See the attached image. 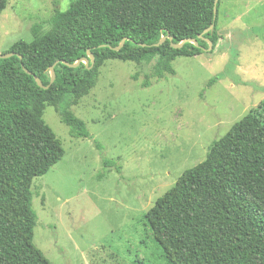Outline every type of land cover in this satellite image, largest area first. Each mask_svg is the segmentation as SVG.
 <instances>
[{
    "label": "trees",
    "instance_id": "obj_1",
    "mask_svg": "<svg viewBox=\"0 0 264 264\" xmlns=\"http://www.w3.org/2000/svg\"><path fill=\"white\" fill-rule=\"evenodd\" d=\"M8 1L0 0V15ZM220 1L214 17V0H75L52 12L46 32L35 28L32 42H16L5 53L13 56L0 58V264H51L33 244L31 193L33 180L64 156L42 119L46 106L72 138H89L70 109L95 86L102 65L153 63L142 88L174 76L175 59L216 47ZM188 39L196 45L177 47ZM145 219L166 264H264V102L214 141Z\"/></svg>",
    "mask_w": 264,
    "mask_h": 264
},
{
    "label": "rangeland",
    "instance_id": "obj_2",
    "mask_svg": "<svg viewBox=\"0 0 264 264\" xmlns=\"http://www.w3.org/2000/svg\"><path fill=\"white\" fill-rule=\"evenodd\" d=\"M75 0H9L0 55L46 32L52 12ZM214 49L178 57L174 76L153 63L106 61L70 111L87 139L72 138L52 106L42 119L63 158L31 185L33 244L51 264H166L145 214L214 141L264 102V0H221ZM213 79V83L209 81ZM115 162L104 167L103 160ZM116 167H120L119 172Z\"/></svg>",
    "mask_w": 264,
    "mask_h": 264
},
{
    "label": "water",
    "instance_id": "obj_3",
    "mask_svg": "<svg viewBox=\"0 0 264 264\" xmlns=\"http://www.w3.org/2000/svg\"><path fill=\"white\" fill-rule=\"evenodd\" d=\"M218 1L219 0H214V3H213V14H214V17L216 16V14H217V9H216V6H217V3H218ZM213 29V25L212 26H210L208 29H206L202 34H200V35H197V39H202V36L204 35V34H206V33H208L209 31H211ZM170 40V39H169ZM124 42H125V40H123L121 43H120V45H119V47L118 48H116L115 50H119V49H121L122 48V46L124 45ZM162 42H164V39H162L161 41H160V43L159 44H161ZM185 43H191V44H194V45H196V41L195 40H184L179 46H177V47H181L183 44H185ZM211 49V47L209 48V50ZM89 55V58H90V60H91V64L93 65V58H92V56L90 55V54H88ZM11 56H13L12 54H3V55H0V58H9V57H11ZM80 61H82V62H84L86 65H87V61L86 60H80ZM80 61H78L75 65H72L71 67H74V66H77V64H79V62ZM51 82L53 81V79H54V74H53V71H52V69H51ZM37 81V83H38V85L41 87V83H40V81H38V80H36Z\"/></svg>",
    "mask_w": 264,
    "mask_h": 264
}]
</instances>
